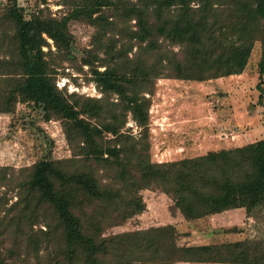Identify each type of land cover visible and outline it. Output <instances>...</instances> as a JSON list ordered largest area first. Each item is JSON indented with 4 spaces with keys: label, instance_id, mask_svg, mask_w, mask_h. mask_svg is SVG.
<instances>
[{
    "label": "trees",
    "instance_id": "1",
    "mask_svg": "<svg viewBox=\"0 0 264 264\" xmlns=\"http://www.w3.org/2000/svg\"><path fill=\"white\" fill-rule=\"evenodd\" d=\"M103 7L112 12L102 11ZM74 10L84 11L96 25L95 42L110 57L102 60L112 64L103 70L95 66L93 79L104 93L118 94L120 101L62 92L56 86L54 63L44 58L42 50L43 33L66 57L71 35L65 20L39 14L25 20L15 8L5 12L19 37L17 48L22 52L29 47L34 60L23 55L25 76H17V83L7 90L0 89V109H10L17 96L33 102L45 120L53 116L63 120L66 138L75 148L72 157L45 158L20 169L18 196L0 217L6 230L14 229L13 242L19 245L22 238L31 245L32 264H165L178 255L193 261L264 264V252L252 256L244 241L177 247L171 226L104 234L144 209L143 188L169 194L186 218L264 200V137L194 157L154 162L148 143L122 130L128 112L145 128L149 98L143 92L152 77L201 80L240 73L258 37L263 45L259 70L264 72V23L262 28L254 23L264 19V0H82ZM120 10L122 16L117 14ZM114 13L120 17L115 21L109 19ZM131 18L135 28L126 24ZM115 37L127 41L113 56ZM135 44L137 53L130 57ZM168 45H178L179 51ZM96 53L83 62L93 66L100 59ZM106 132L112 137L105 138ZM2 196L0 204H5ZM37 222L45 228L34 231ZM9 253L0 252V264H10L9 257L15 264L20 257L14 249ZM25 259L19 264H26Z\"/></svg>",
    "mask_w": 264,
    "mask_h": 264
},
{
    "label": "rangeland",
    "instance_id": "2",
    "mask_svg": "<svg viewBox=\"0 0 264 264\" xmlns=\"http://www.w3.org/2000/svg\"><path fill=\"white\" fill-rule=\"evenodd\" d=\"M80 2L82 0H0V89L7 90L17 83L15 80L17 76H25L22 74L24 56L28 55V61L34 60V51H30L29 47H24L22 52L17 48L19 37L16 35L12 19L5 15L8 9L15 8L25 20L34 18L37 14L41 17L65 20L66 30L71 35L67 43V56L56 50L53 39L46 33H43L46 43L42 46L44 58L54 63L57 71L55 84L62 92L74 91L77 95L100 97L104 101H120L118 94L104 93L93 79L92 70L95 66L103 70L105 66L112 64L103 62L104 58L110 61V57H106L104 49L100 47L101 44L95 42L96 25L84 11H72L74 5ZM192 4L196 5L194 1ZM111 10L109 7L102 9L112 12ZM119 13L122 16L123 11L120 10L117 14ZM111 18L115 21L120 17L114 13L109 17ZM134 21L135 18L128 19L126 24L135 28ZM223 22L226 24V21ZM254 23L256 27L262 28L264 19ZM121 25L123 24L118 21V26ZM231 31L233 30H228V34ZM223 33L226 36V31ZM111 34L112 31H109L107 36ZM117 39L111 51L113 56L122 42L127 41L126 38ZM96 48L97 50H94ZM168 48L175 52L179 51L178 45H168ZM137 50L138 45L135 44L128 55L133 57ZM262 50V41L258 37L253 41L246 64L240 73L206 77L201 80L168 77L165 74L152 77L143 92L149 98L145 128L142 129L128 112L122 130L131 133L142 143L147 142L150 160L154 162L194 157L263 138L264 72L259 70ZM18 51L21 52L20 55ZM94 53L100 59L96 60L93 66L83 62L88 55L93 56ZM208 75L209 73L206 76ZM143 86L141 83L140 87ZM105 136L107 139L112 137L107 132ZM73 149L75 148L72 143L66 138L63 120L55 116L45 120L43 112L38 106H33V102L17 96L10 109H0V196L3 194L2 197L7 199L5 204H0V217L6 215L5 208L18 196L17 179L23 173L21 168L45 158L72 157ZM140 194L145 204L144 209L124 222L107 228L104 231L105 235L171 226L177 247L244 241L249 246L248 251L252 256L264 252V200L251 207H231L197 218H186L180 209L174 206L173 198L161 189L143 188ZM32 226L34 231L39 227L45 228L42 222ZM11 229L6 230V225L0 223V252L10 254L9 250L14 249L20 256L15 259V264L25 262V258L29 259L26 264H32L35 258L31 252V245L22 241V238L19 245L15 244L12 236L14 229ZM169 249L168 246L166 256L169 255ZM44 250L41 247L40 254H43ZM6 260L10 264L14 262L12 257ZM171 262L258 264L193 261L186 260L181 255L172 261L168 259L165 264Z\"/></svg>",
    "mask_w": 264,
    "mask_h": 264
},
{
    "label": "crops",
    "instance_id": "3",
    "mask_svg": "<svg viewBox=\"0 0 264 264\" xmlns=\"http://www.w3.org/2000/svg\"><path fill=\"white\" fill-rule=\"evenodd\" d=\"M262 124V123H261ZM260 125V124H259ZM261 139V138H260Z\"/></svg>",
    "mask_w": 264,
    "mask_h": 264
}]
</instances>
